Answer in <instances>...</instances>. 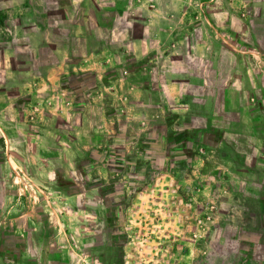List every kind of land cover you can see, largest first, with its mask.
Here are the masks:
<instances>
[{
	"label": "rangeland",
	"instance_id": "1",
	"mask_svg": "<svg viewBox=\"0 0 264 264\" xmlns=\"http://www.w3.org/2000/svg\"><path fill=\"white\" fill-rule=\"evenodd\" d=\"M162 4L186 10L168 33L142 14ZM108 6L106 29L97 18ZM104 41L117 79L98 95L118 117L111 142L65 167L69 193L88 194L61 213L19 168L23 180L15 166L0 175V264H264V174L253 168L264 144L250 137L264 119V0H0V166L12 164L6 134H28L61 95L32 96L57 59L51 48L83 54ZM69 74L73 105L89 102L91 74ZM19 140L16 153L30 150Z\"/></svg>",
	"mask_w": 264,
	"mask_h": 264
},
{
	"label": "crops",
	"instance_id": "2",
	"mask_svg": "<svg viewBox=\"0 0 264 264\" xmlns=\"http://www.w3.org/2000/svg\"><path fill=\"white\" fill-rule=\"evenodd\" d=\"M107 8L109 9H100L97 24H101L104 28L109 29L116 22L115 19H111V14H107V12H109L108 10L115 11L116 9L111 6H108ZM90 10H92L91 6L87 8V12H90ZM185 13L186 10L179 5L169 6L166 4L159 5L153 9H146V11L143 10L142 12L144 16H148L147 25H150L148 27L149 29H155V26L157 25L156 27H158V29H163L165 33H168V31L173 28L174 24L180 23L175 21V19L182 18ZM65 14L66 19H68L70 24L72 23L73 25H78L79 23L81 26H84V23L87 21L86 18L80 17L78 13H72L71 10ZM148 18H150V21ZM34 21L38 30H42L40 28L43 26L46 27L45 29L52 27V24L44 23L40 18L39 20L35 18ZM170 34L171 33L169 32L167 35ZM109 43V41L101 43L95 42V49L91 50L89 46L85 49L83 54L76 53L75 49H73L74 47L70 44H66L62 48H51L52 51L56 52L57 59L47 66L46 73H44L43 76L41 75L44 85L42 88H36L34 93H32V96L38 93L46 98L48 97V93H51V90L53 89H60L61 95L57 92V95H55L57 97L54 103L49 99V102L53 106L45 113V117L39 119L40 122L36 123V128L28 131V134L21 135L19 138L10 133L5 136L7 147H10L12 150V155L9 156L12 164L7 161L3 162L0 166V175L3 177L8 175L12 176L11 168L15 166L14 172L18 174V177L21 180H23L24 178L22 177L21 172L16 170V168H19L24 175L27 173L26 175H28L29 179L32 181L31 184L43 191L44 194L52 197L51 201L48 200V202H54L59 206L58 209L61 213L64 211V205L67 201L73 199L72 203H74V199L78 200L82 194H88L87 192L90 189L89 187L83 186L82 191L79 188L74 190L75 193H69L67 188L71 187L73 184L69 182L65 167L70 163V158L73 160L83 158L87 156L92 148L106 146L110 143V133L114 130L113 124L118 118L115 114L107 112L106 108L109 105V102L101 100V98L98 97V95H102L108 91V89L112 88V84H114L113 82L117 80L116 78H113V75H109L113 73L114 55L103 54L104 52L110 53L112 47L109 46ZM196 43L203 44L207 47L208 45L210 47L213 46L212 41L207 40L196 41ZM125 47L128 48V45ZM260 54L261 56H264V51ZM72 56H74V58ZM156 57L157 56L155 55H149L147 57V63L149 64L150 62H153ZM70 72L89 73L93 77L92 81L97 83V90L94 92L89 102H84V104L80 106L73 105V99L69 96L68 92L66 93L67 88L61 83V79ZM165 84L173 89L178 86L171 80L165 82ZM62 92L67 95H63ZM108 92L112 93V91ZM47 103L48 102L45 104L48 108ZM135 104L136 103L133 104L132 100L131 105L134 106ZM92 113L95 114V117L92 116ZM73 116L76 118H73ZM84 116H86V118H83ZM58 120H64L65 122L70 121L72 127L70 133H65L55 126L58 123ZM254 123L256 127H261L262 134H256L257 132H255V135H250V137L258 140L261 144H264V119H254ZM109 124H112L111 130H106L105 132V128H108V126H110ZM94 132H101L105 137L97 135ZM114 138L116 139L117 137ZM19 139L22 140L21 142L24 144L25 149L30 148V150H25L26 153L20 151H17L16 153L13 150L16 149L14 145L15 143H19ZM256 152V154H259V164L253 166L254 172L264 174V146L259 147ZM245 165H247V163H245ZM246 168L247 167H245V169ZM49 170L51 173L46 177L48 173L46 171ZM246 171L250 172L249 170ZM2 180L5 181L6 178ZM15 181H17V178H15ZM11 184L12 182L9 184L6 183V186L11 187ZM39 185L44 188V190ZM8 202V199L5 198L6 204L4 207H6ZM60 212L59 215H61ZM247 264L255 263L251 261Z\"/></svg>",
	"mask_w": 264,
	"mask_h": 264
},
{
	"label": "trees",
	"instance_id": "3",
	"mask_svg": "<svg viewBox=\"0 0 264 264\" xmlns=\"http://www.w3.org/2000/svg\"><path fill=\"white\" fill-rule=\"evenodd\" d=\"M87 75H89V74H87ZM76 76H77V74L73 73V72H70V74H69V77H76ZM69 87L70 88L78 87V84L73 83V84H71V86L69 85Z\"/></svg>",
	"mask_w": 264,
	"mask_h": 264
}]
</instances>
